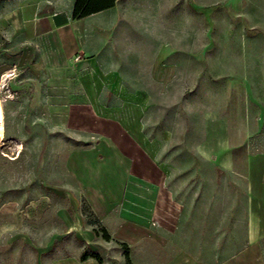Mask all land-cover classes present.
I'll return each instance as SVG.
<instances>
[{"label": "crops", "instance_id": "obj_1", "mask_svg": "<svg viewBox=\"0 0 264 264\" xmlns=\"http://www.w3.org/2000/svg\"><path fill=\"white\" fill-rule=\"evenodd\" d=\"M76 1L0 0V81L5 72L16 82L32 73L52 79L60 91L41 104L74 138L63 160L61 223L39 224L55 195L2 203L0 264H264V76L254 87L239 81L222 113H211L196 164L221 169L222 189L206 194L205 211L188 208L142 127L135 100L144 97L124 81L154 62L150 48L124 54L121 41L167 40L165 31L127 29L131 11L151 0H115L83 17ZM156 56L160 67L166 54ZM23 241L30 256L11 245Z\"/></svg>", "mask_w": 264, "mask_h": 264}, {"label": "rangeland", "instance_id": "obj_2", "mask_svg": "<svg viewBox=\"0 0 264 264\" xmlns=\"http://www.w3.org/2000/svg\"><path fill=\"white\" fill-rule=\"evenodd\" d=\"M149 6L131 11L128 31L137 34L149 28L156 37L165 31L167 40L121 41L124 54L150 48L154 62L150 73L126 72L124 81L135 86L130 92L144 97L135 100V107L141 109L145 133L159 144L176 201L205 211L206 194L222 189V171L196 164L203 159L197 144L215 119L211 113H222L225 103L239 93L238 82L254 87L264 76V10L256 8V0H151ZM160 13H166L165 18ZM143 14L150 15L143 19ZM146 19L150 25H144ZM159 51L166 54L160 67L153 57ZM29 75L33 78L16 82L5 72L0 81V205L19 199L24 206L32 198L55 195L58 205L39 224L58 225L63 160L74 138L49 113L52 105L41 104L60 91L56 83L43 74ZM206 177L217 184L207 185ZM25 244L30 243L11 245L20 246L23 257L30 256ZM9 252L16 256L14 247Z\"/></svg>", "mask_w": 264, "mask_h": 264}, {"label": "trees", "instance_id": "obj_3", "mask_svg": "<svg viewBox=\"0 0 264 264\" xmlns=\"http://www.w3.org/2000/svg\"><path fill=\"white\" fill-rule=\"evenodd\" d=\"M115 0H77L74 8L76 17H83L114 5ZM106 237L109 235L106 234ZM128 257V254H127Z\"/></svg>", "mask_w": 264, "mask_h": 264}]
</instances>
